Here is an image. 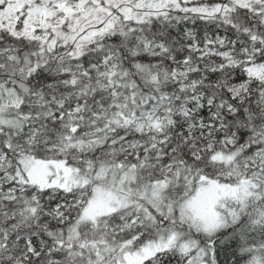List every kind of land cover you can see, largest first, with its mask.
Here are the masks:
<instances>
[{
	"label": "snow or ice",
	"instance_id": "6c2138e0",
	"mask_svg": "<svg viewBox=\"0 0 264 264\" xmlns=\"http://www.w3.org/2000/svg\"><path fill=\"white\" fill-rule=\"evenodd\" d=\"M0 264H264V0H0Z\"/></svg>",
	"mask_w": 264,
	"mask_h": 264
}]
</instances>
